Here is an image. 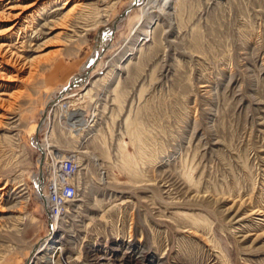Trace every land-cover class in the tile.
<instances>
[{
  "label": "rangeland",
  "instance_id": "obj_1",
  "mask_svg": "<svg viewBox=\"0 0 264 264\" xmlns=\"http://www.w3.org/2000/svg\"><path fill=\"white\" fill-rule=\"evenodd\" d=\"M65 2L0 0V264L45 234L73 264H264V0H139L121 19L131 0ZM62 91L90 124L50 105L36 132ZM73 154L55 232L38 174Z\"/></svg>",
  "mask_w": 264,
  "mask_h": 264
},
{
  "label": "bare ground",
  "instance_id": "obj_2",
  "mask_svg": "<svg viewBox=\"0 0 264 264\" xmlns=\"http://www.w3.org/2000/svg\"><path fill=\"white\" fill-rule=\"evenodd\" d=\"M55 1H61V0H55ZM69 1L70 0H66V2L64 3V7H65V5H67L68 3H69ZM139 0H131V2H130V9L131 8H133L134 6H136V4H137V2H138ZM49 3H51L50 1H46V2H42V3H39L40 5H39V7L36 9V10H34L32 13H34L35 11H37V10H39V9H44V8H46L47 6H48V4ZM167 3V1H163V3H162V5H164V4H166ZM9 4H7V6H8ZM37 6H38V4H37ZM63 7V8H64ZM164 7V6H163ZM74 8V7H73ZM26 9V7H14V6H8L7 7V9H6V13L4 14V15H6V16H8L9 18L10 17H12V20H13V23H12V25L10 26V28L11 29H18V28H20V30H24L25 28H26V26H24L23 27V22H24V20H25V18H28V16H30L29 14H27V15H25V16H22L24 13L22 12L23 10H25ZM21 11V12H20ZM71 11H73V10H71ZM5 12V11H4ZM23 13V14H22ZM57 27V26H56ZM106 36V35H105ZM104 39V38H103ZM104 44V43H103ZM106 46V45H105ZM4 50H5V45H2V46H0V54L1 53H3L4 52ZM7 51H9V50H7L6 49V52ZM5 52V53H6ZM11 55V54H10ZM15 55V54H14ZM12 56H13V53H12ZM12 56H11V58H12ZM4 57V56H3ZM8 57V56H7ZM10 57V56H9ZM8 57V58H9ZM10 58V59H11ZM3 58H0V64H1V62H3L4 60H2ZM95 59V58H94ZM7 60V59H6ZM9 60V59H8ZM12 60V59H11ZM14 60V59H13ZM92 61V60H91ZM90 61V62H91ZM10 62V61H9ZM15 62V61H14ZM13 62V63H14ZM87 66H88V64L84 67V69H86L87 68ZM4 76V75H3ZM88 76H89V73H84L83 75H81L80 77L79 76H75V77H73V78H71V83L69 84V86H68V88L70 89V88H73V87H75V86H78V85H80L82 82H80L79 83V81L80 80H82V81H86L87 80V78H88ZM5 78V77H4ZM8 78V77H7ZM75 79V80H74ZM70 82V81H69ZM5 85H7V84H5ZM0 86H3V84H0ZM8 86V85H7ZM67 88V89H68ZM66 95V93H64V91H62V92H60V94H59V96L58 95H54L53 97H50L49 99H48V101L46 102L47 104L45 105V107H44V109L42 110V113H43V115H44V117L42 118V120H41V123H38L36 126H35V131L36 132H38V131H40V129L42 128V125H43V123L42 122H44L45 120H47V115H46V113L48 112V108H47V106H53L54 108L56 107V108H60V109H62V111H63V113L66 115V117H67V119H68V122H69V125H70V130L71 131H76V130H82V129H85L87 126H88V124H90L89 123V121H87L85 118H84V115L82 114L83 112L82 111H73V110H70L69 108H68V103L66 104V105H64V103H63V101L65 100V98H63L62 96L63 95ZM64 95V96H65ZM11 95L10 94H7V93H4V92H2V93H0V102L1 103H5V102H7V101H9V99H8V97H10ZM6 115H5V113H0V121L2 120V118H4ZM85 117H86V115H85ZM43 142H44V140H43ZM35 145L37 146V148H39V149H41V151H42V157H41V159L39 160V164H41V166L43 165V164H45V156H46V154H48L49 153V148L50 147H53V146H50L49 145V148H48V145L47 144H38V143H35ZM44 154H45V156H44ZM62 156V155H61ZM76 156V155H75ZM64 157H66V155L65 156H62L61 158H58V161L57 162H60V160L62 159V158H64ZM76 159H77V162L79 163V165L81 164L79 161H78V158H77V156H76ZM81 166V165H80ZM78 174H79V172H78ZM78 174H76V176L74 177V179H75V181L77 182V184H78V187H79V189H80V187H81V183L80 182H78V180H77V176H78ZM44 175L43 174H41V173H39L38 174V185H37V191H38V195H39V197H42L43 199H44V202H45V200H46V196H47V194L44 192V189H43V186H44ZM49 177H51V174L49 175ZM0 192H2L1 193V195L3 196V195H5L6 193H7V191H6V187H0ZM46 206V205H45ZM59 217H61V216H59ZM59 217H56V218H54V219H52V221H51V225H52V231H54L55 229H57L58 228V218ZM55 232H57L56 230H55ZM52 233V232H51ZM54 233V232H53ZM54 237L55 236H53V234H52V236L51 235H49L47 238H45L44 240H42V242L40 243V245L39 246H37V248L34 250V257L35 258H37V259H39V260H41L42 259V262H56L57 261V253H59V250L60 249H58L57 247H56V245H54L53 243H54ZM41 240V239H40ZM39 242V241H38ZM38 242H36L33 246H35ZM61 254H62V252H60ZM45 258V259H44ZM76 259V258H75ZM38 264H39V262H38ZM42 264V263H41Z\"/></svg>",
  "mask_w": 264,
  "mask_h": 264
},
{
  "label": "built area",
  "instance_id": "obj_3",
  "mask_svg": "<svg viewBox=\"0 0 264 264\" xmlns=\"http://www.w3.org/2000/svg\"><path fill=\"white\" fill-rule=\"evenodd\" d=\"M35 143L42 144L43 140L38 138L35 140ZM47 158L46 154L45 159ZM57 161H54L50 173L51 177L44 183L43 189L47 194L45 202L42 197H39L46 205V213L50 221L56 217L62 216L65 213L66 205L75 201L80 193L78 184L74 180L75 175L80 170V165L77 162L75 154L62 158L60 162ZM51 229L52 227L49 228V230ZM45 235L41 237V240L31 249V252L28 254L23 264H38L39 259L34 257V250L40 245ZM73 261L72 257H65L62 254L57 258V264H73Z\"/></svg>",
  "mask_w": 264,
  "mask_h": 264
},
{
  "label": "water",
  "instance_id": "obj_4",
  "mask_svg": "<svg viewBox=\"0 0 264 264\" xmlns=\"http://www.w3.org/2000/svg\"><path fill=\"white\" fill-rule=\"evenodd\" d=\"M130 11V8L126 9L123 14L119 17V19H121L123 16H125L128 12ZM118 19V20H119ZM42 171V170H41Z\"/></svg>",
  "mask_w": 264,
  "mask_h": 264
}]
</instances>
